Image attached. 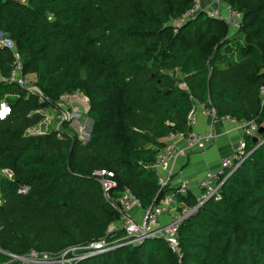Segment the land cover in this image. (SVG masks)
Segmentation results:
<instances>
[{
	"label": "trees",
	"instance_id": "16d2710c",
	"mask_svg": "<svg viewBox=\"0 0 264 264\" xmlns=\"http://www.w3.org/2000/svg\"><path fill=\"white\" fill-rule=\"evenodd\" d=\"M225 3L243 16L236 31L205 10L178 23L195 0H0V30L45 96L9 82L15 58L0 47V106L11 108L0 118V172L12 174H0L1 251L57 261L107 237L120 215L97 170L113 172L114 193L129 188L144 209L159 203L171 189L152 165L171 133L191 130L197 103L264 127V0ZM76 91L89 99L86 142L70 122L28 133ZM245 151L219 194L180 225V255L147 238L74 264H264V142L246 137ZM177 201L198 203L192 191ZM8 254L0 264H23Z\"/></svg>",
	"mask_w": 264,
	"mask_h": 264
},
{
	"label": "built area",
	"instance_id": "2783aa9c",
	"mask_svg": "<svg viewBox=\"0 0 264 264\" xmlns=\"http://www.w3.org/2000/svg\"><path fill=\"white\" fill-rule=\"evenodd\" d=\"M201 1L195 0L196 5L178 19V23H182L186 19L193 17L199 10H205L210 17L224 20L234 31L241 27L242 14L227 5L225 0H209L213 2V6L209 8L203 7ZM0 47L10 50L15 58L14 66L8 78L9 82L17 83L22 88L28 90L29 93L37 94L44 101L45 96L35 85L34 77L31 79L30 75L25 74L23 71V63L16 43L1 30ZM261 99L264 104V85L261 87ZM61 102L63 104L80 103L86 105L89 103V99L84 93L76 91L62 95ZM5 109L7 111L4 112ZM10 112L11 108L8 103L2 102L0 106V118L4 119ZM60 113L59 127L63 123L72 122L81 116L77 111L70 110L64 105L60 107ZM199 113L211 116L214 121L220 119L214 109L208 108L205 104L197 103L191 109L188 116V125L191 130L188 132L171 133L167 137L165 146L159 151L156 163L152 165V169L157 174L160 188L164 189L168 186L171 189L168 194L160 199L159 203H156L149 209H144L141 200L129 188H124L122 191L114 193L118 187V183L115 180L113 172L106 169L97 170L94 172V177L101 185L105 199L119 213V220L111 224L110 233L107 237L92 242L87 246L71 247L57 261H51L48 255L43 254L42 258L46 257V259L37 261V263L58 262L61 264H74L76 261L106 253L123 245L139 244L147 238L163 239L174 252L180 255V225L191 215L195 214L207 200L219 194L225 180L247 156L245 138L254 137L259 131V127L254 122H241L244 139L235 148L231 156L223 158L217 169L207 170L200 179L195 180L192 177L183 176L180 183L175 184L174 176L177 173L175 168L178 160L185 156L188 151L206 149L217 138V134L212 127L203 134L197 132V116ZM221 119L232 120L230 118ZM236 160H239V162H236ZM0 174H6L9 177L12 175L7 170L0 172ZM29 189V187H23L19 192L27 193ZM194 189H198L199 193H194ZM191 191L197 197V205L188 207L184 204H179L177 198L186 196ZM118 232H121L122 236H118ZM13 258L26 260L24 257L18 256H13ZM65 258L67 260H62ZM35 262L33 260L31 264H36Z\"/></svg>",
	"mask_w": 264,
	"mask_h": 264
},
{
	"label": "crops",
	"instance_id": "0c3cea01",
	"mask_svg": "<svg viewBox=\"0 0 264 264\" xmlns=\"http://www.w3.org/2000/svg\"><path fill=\"white\" fill-rule=\"evenodd\" d=\"M197 119V132L203 134L212 127L217 138L206 149L188 151L178 160L175 168L177 171L174 176L175 184H179L183 176L198 180L207 170L217 169L221 160L231 156L235 148L243 142L241 122L221 118L214 121L211 116L202 113L198 114ZM193 192L199 193L198 189H194Z\"/></svg>",
	"mask_w": 264,
	"mask_h": 264
},
{
	"label": "rangeland",
	"instance_id": "374dc122",
	"mask_svg": "<svg viewBox=\"0 0 264 264\" xmlns=\"http://www.w3.org/2000/svg\"><path fill=\"white\" fill-rule=\"evenodd\" d=\"M20 1H26V0H20ZM201 4L205 8H209L213 6V2H210L209 0H202ZM174 76H179L178 72H175ZM29 77L31 79L33 78L31 75ZM88 105L89 104L83 105L80 103H73V104L65 103L64 105L66 108L73 110V111H77V113L81 114L80 117L70 122V128L73 131L77 132L79 134L80 139L84 142L88 140L89 135L92 130V126H93V121L89 119V117L87 116L88 108H89ZM42 113L44 114L43 121L36 127L29 129L28 130L29 134H42V133H47L52 130L58 129L59 117L61 114L60 108L50 107V108L44 109ZM24 258L26 259L25 261L19 260V259H15V260H19L23 264H31V261L35 260L36 261L35 263L38 264L37 261H42L46 259V257L42 258V255L40 256L39 254L30 255ZM62 260H67V258L62 259Z\"/></svg>",
	"mask_w": 264,
	"mask_h": 264
},
{
	"label": "water",
	"instance_id": "95a60500",
	"mask_svg": "<svg viewBox=\"0 0 264 264\" xmlns=\"http://www.w3.org/2000/svg\"><path fill=\"white\" fill-rule=\"evenodd\" d=\"M263 133H264V127H261V128H259L258 134L253 137V141L255 143H257L258 146H260L264 142V140H261V136H262ZM0 252H2L4 254H8V253L3 252L1 250H0ZM8 255L13 257V255H11V254H8Z\"/></svg>",
	"mask_w": 264,
	"mask_h": 264
},
{
	"label": "snow or ice",
	"instance_id": "6c2138e0",
	"mask_svg": "<svg viewBox=\"0 0 264 264\" xmlns=\"http://www.w3.org/2000/svg\"><path fill=\"white\" fill-rule=\"evenodd\" d=\"M5 111H7V109H5Z\"/></svg>",
	"mask_w": 264,
	"mask_h": 264
},
{
	"label": "bare ground",
	"instance_id": "6f19581e",
	"mask_svg": "<svg viewBox=\"0 0 264 264\" xmlns=\"http://www.w3.org/2000/svg\"><path fill=\"white\" fill-rule=\"evenodd\" d=\"M4 112H5V110H4Z\"/></svg>",
	"mask_w": 264,
	"mask_h": 264
}]
</instances>
